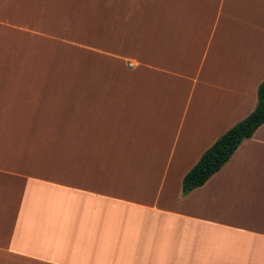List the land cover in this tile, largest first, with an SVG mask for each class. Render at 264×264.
Instances as JSON below:
<instances>
[{"label":"crops","instance_id":"crops-1","mask_svg":"<svg viewBox=\"0 0 264 264\" xmlns=\"http://www.w3.org/2000/svg\"><path fill=\"white\" fill-rule=\"evenodd\" d=\"M90 1L41 85L0 82V264H264V125L183 194L257 107L264 0Z\"/></svg>","mask_w":264,"mask_h":264},{"label":"rangeland","instance_id":"rangeland-1","mask_svg":"<svg viewBox=\"0 0 264 264\" xmlns=\"http://www.w3.org/2000/svg\"><path fill=\"white\" fill-rule=\"evenodd\" d=\"M89 4L92 6L89 7ZM5 5L7 1H0V82L5 81L8 87L29 90L33 73L38 77L34 82L41 85L40 74L52 73L58 60L56 54L61 55L64 51L58 47L54 37L63 34L66 36L62 38L75 39L76 37L68 36L69 31L93 32L95 28L94 6L90 0H24L21 4L19 1L17 11L20 14L17 16L14 15L15 8ZM32 21L35 26L43 24L49 27L46 37L32 35L27 31L32 26ZM16 25H22L26 32L20 31ZM32 55L36 57L33 61ZM20 98L16 97L11 102L13 108L20 105ZM23 112L22 108L21 114L16 118L17 126L20 131H28L30 126L26 124Z\"/></svg>","mask_w":264,"mask_h":264},{"label":"trees","instance_id":"trees-1","mask_svg":"<svg viewBox=\"0 0 264 264\" xmlns=\"http://www.w3.org/2000/svg\"><path fill=\"white\" fill-rule=\"evenodd\" d=\"M264 125V81L258 89L256 109L223 134L200 158L183 179V194L203 186L232 158L240 145Z\"/></svg>","mask_w":264,"mask_h":264}]
</instances>
